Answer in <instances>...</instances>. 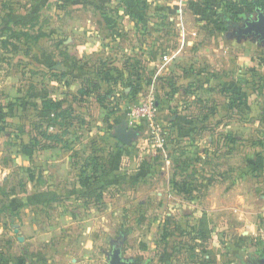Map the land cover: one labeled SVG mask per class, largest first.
<instances>
[{
  "label": "rangeland",
  "instance_id": "obj_1",
  "mask_svg": "<svg viewBox=\"0 0 264 264\" xmlns=\"http://www.w3.org/2000/svg\"><path fill=\"white\" fill-rule=\"evenodd\" d=\"M96 1L0 0V38L18 47L0 45V264H109L115 244L131 264H170L161 260L173 234L170 211L174 202L167 199L168 179L189 180L192 193L184 197L215 207L210 211V246L231 255L244 227L223 206L236 204L234 192L239 188L257 213L263 233L254 242L264 253V164L258 170L254 166L258 155L264 156V81L257 78L256 92L257 86L247 84L254 94L250 105L244 106H234L219 98L216 88L205 89L201 84L175 93L170 90L169 96H183L178 98L175 114L185 121L189 137L173 138L167 125L168 141L157 156L138 140L119 158L113 152L117 148L113 117L123 116L126 110L125 85L120 81L115 99L105 97L102 104L95 95L78 96L80 77L93 75L103 62L106 69L116 67L115 63L128 68L136 64L134 69L148 77L146 82L156 73L141 67V61L134 64L123 56V46H114L103 36L99 21L103 16L124 19L128 10L121 4L125 0H102L106 4L115 1L119 4L115 9L97 7ZM143 1L149 0H134L138 5ZM153 28L142 30L151 35ZM162 32L171 34L173 29L167 25ZM136 39L135 35L126 48L142 57L146 56L142 49L136 50L143 47L152 53L148 54L152 61L170 53L174 45L147 37L144 42ZM65 55L72 60L65 61ZM57 63L70 76L55 77ZM121 71L104 74L102 95L112 90L113 79L125 80ZM43 96L62 100L67 118L51 120L53 114L42 109ZM115 107L121 110L112 114ZM34 140L39 141L34 154H23L22 145ZM118 159L121 165L115 164ZM110 160L116 172L113 183L109 182L113 176L102 172V165ZM88 164L89 172L84 174ZM96 165L94 177L99 185L95 187L103 192L101 200L97 195L87 197L89 188L83 189L81 183Z\"/></svg>",
  "mask_w": 264,
  "mask_h": 264
},
{
  "label": "crops",
  "instance_id": "obj_2",
  "mask_svg": "<svg viewBox=\"0 0 264 264\" xmlns=\"http://www.w3.org/2000/svg\"><path fill=\"white\" fill-rule=\"evenodd\" d=\"M99 2L97 0L96 4H93L97 7L107 5L112 9L119 6L115 1L107 4L102 3V0ZM152 2L150 0L147 3L143 1L141 5H138L134 0H125V3L121 4L126 5L125 9L128 10L124 15L125 20L109 18L108 21L103 17L99 21L101 27L104 28L103 36L110 39L109 41H112L114 46L120 44L124 47L123 56L129 57L134 64L141 61V67H147V70H155V77H150L152 81L146 82L148 77L142 75V71L139 73L134 69L136 64L129 68L127 64L121 67L118 63L113 65L116 66L118 72L122 70L121 74L125 80H118L119 83L120 81L121 84L124 83L125 93L130 92V88H126L128 83L138 88L135 99L125 98L122 95L126 110L123 116H118L117 119L113 117V127L116 130L127 125L130 129H134L140 135L136 141L144 142L143 146L146 144V126L141 123L136 128L130 127L127 113L132 104L142 102L145 97L154 95L159 107V122L166 127L169 126L173 138L186 140L189 134L187 129L183 128L185 121L175 114L179 106L178 98L181 99L183 96L180 95L181 98L180 96L172 97L167 92L170 90L183 91L189 85L201 84L205 89L216 88L219 98L228 99L230 103L233 98L234 106L237 103L240 104L239 100L236 101L237 97H240L239 95L244 97L242 99L244 105H250L249 98L259 87V79L264 81V43H260L253 36L240 34L241 28L245 27L246 22L255 16L257 8L264 11V0H160L154 4ZM228 2L231 3L229 8L226 7ZM112 25L120 27V29L114 30L111 28ZM167 25L173 29L171 34L162 32V28ZM152 28L154 30L151 35L145 34L146 31L142 30H151ZM141 34H145V36ZM135 35L138 36L136 40L141 42L146 41L147 37L148 41H165L174 43V45L170 53H166L162 57L159 56L157 61H152L148 57V54L152 56V53L146 52L145 48L140 47L136 50L142 49L140 52L146 55L142 57L137 53L132 55L134 52L130 48H126L129 41H134ZM209 39L208 42H211V46L206 42ZM108 47L103 49L106 50ZM165 56L169 59L168 63L163 60ZM201 66V72L196 71ZM128 72L132 76L129 77ZM161 76H164L165 79L163 80L164 77ZM258 77L259 79H257ZM249 82L253 83L250 85L257 86L253 93H250L247 88ZM143 90L147 92L146 96L142 94ZM183 95L185 94L183 93ZM114 141L117 145L115 148L117 152L115 150L113 152L117 156L118 154L123 156V150L136 143L134 141L131 146L120 143L123 147L121 149L115 138ZM158 154L159 152L153 155L157 156ZM115 164H120L119 159ZM113 168L115 167L113 166ZM184 181L190 182L184 179H168L166 181L170 190L167 199L174 202L170 211L173 234L170 238L171 243L165 248L166 256H161V260L170 264H246L245 262L250 260V264H258L264 258V253L261 252V247L255 244L254 238L263 233V230L258 227L257 213L250 207V204H247L240 189L237 188L234 192L236 204L233 207L223 206L224 210L233 211V217L240 222L238 225L244 227L238 241L233 244L231 255L219 246H210L211 217L215 207L188 201L184 194L179 193L173 185L174 182L179 184Z\"/></svg>",
  "mask_w": 264,
  "mask_h": 264
},
{
  "label": "trees",
  "instance_id": "obj_3",
  "mask_svg": "<svg viewBox=\"0 0 264 264\" xmlns=\"http://www.w3.org/2000/svg\"><path fill=\"white\" fill-rule=\"evenodd\" d=\"M226 7H231V3L228 2L226 4ZM106 20L108 19L109 21V17L103 16ZM12 16L9 15V19H11ZM8 21V20H7ZM8 28V27H7ZM25 36H29L27 33H24ZM41 38V36L36 37L37 40H39ZM0 45H2L5 49L9 48V47H13L15 50H18V47L15 45V43L7 40V39H1L0 38ZM66 59L65 61L70 62L72 60L71 57H69L68 55H65ZM79 60V59H77ZM77 63L79 61H76ZM107 67V63L103 62L101 68H99V70L97 72H93V75H84L83 77H80V79L82 80V85L81 88L78 91V96L81 98H88V97H92V96H96V98H98V100L100 101V103H104L105 102V97H110L112 98V100L115 99V93L114 90L117 88V85L119 83V80L117 79H113L112 81V90L108 91L107 93H105L104 95H102V93L104 92V87H103V76L104 74L108 71H116L118 72V69H116L115 67H113L112 69H106ZM0 69H1V65H0ZM53 70H55L56 75L55 77H58L59 79H65L66 77L70 76V73L66 72L65 70L62 69L61 63H57L54 65ZM129 87L130 88V92L129 93H125V90L123 91V96L125 98H134L136 96V94L138 93V88L137 87H133V84H126V88ZM176 91H174L175 93ZM240 97H237L238 99L236 101H240L241 105H244L245 103H243L244 97L239 95ZM135 99V98H134ZM42 109L44 112L53 114L51 117V120H58L59 118H67L66 115L68 116V111H66V109H64V102L62 100L57 101V100H52L49 99L47 96H43L42 98ZM234 99L231 98V103H233ZM121 110V108L115 107V109L112 110V114H116L117 112H119ZM46 138L48 139H52V136H47ZM39 144V141H35L32 144H24L22 145V153L27 155V156H32L34 154V152L36 151L37 145ZM120 144V143H119ZM121 149H123L122 145H119ZM43 148H49V147H43ZM122 151V150H121ZM120 153V152H119ZM122 153V152H121ZM121 155V154H119ZM93 161H97L96 164H98L100 166V163L98 162V159H95L94 157L92 158ZM91 160V159H89ZM262 164H264V156L263 155H258L257 160L254 163V166L256 167V170H258V168L262 167ZM98 165H96V168L94 169L92 175H86L87 177H84V180L81 182L83 189L89 188L88 189V194L87 197H94V196H98V200L103 199V192L99 191L95 186H98V180H96V178L98 179V177H94V174H97V168ZM87 167L83 170L84 174H87L89 171V167L90 164L86 165ZM112 164H111V160L109 161V163H106V166L102 165L103 167V174H111L113 176L112 179L109 180V182L113 183L116 178H115V173L112 169ZM111 176V177H112ZM95 184H94V182ZM112 180V181H111ZM175 188L178 189V191L181 194H186L189 195L192 193V188H191V183L188 181H184L181 183H174L173 184ZM103 187V185H102ZM100 187V188H102ZM103 189V188H102ZM101 189V190H102ZM100 193H99V192ZM98 192V193H97Z\"/></svg>",
  "mask_w": 264,
  "mask_h": 264
},
{
  "label": "built area",
  "instance_id": "obj_4",
  "mask_svg": "<svg viewBox=\"0 0 264 264\" xmlns=\"http://www.w3.org/2000/svg\"><path fill=\"white\" fill-rule=\"evenodd\" d=\"M163 60L165 63L169 62L167 56ZM127 115L130 127L136 128L141 123L145 124L146 148H150L153 154H157L167 144L169 130L159 122V107L153 94L147 96L140 103L132 104L128 108ZM262 241L264 249V235Z\"/></svg>",
  "mask_w": 264,
  "mask_h": 264
},
{
  "label": "water",
  "instance_id": "obj_5",
  "mask_svg": "<svg viewBox=\"0 0 264 264\" xmlns=\"http://www.w3.org/2000/svg\"><path fill=\"white\" fill-rule=\"evenodd\" d=\"M240 32L246 36L258 39L260 43H264V11L261 8L255 10V16L246 22L245 27ZM113 137L122 145L131 146L140 135L134 129H130L127 125H123L115 130ZM109 264H131V259L122 256L121 249L114 248L109 255ZM258 264H264V258Z\"/></svg>",
  "mask_w": 264,
  "mask_h": 264
},
{
  "label": "flooded vegetation",
  "instance_id": "obj_6",
  "mask_svg": "<svg viewBox=\"0 0 264 264\" xmlns=\"http://www.w3.org/2000/svg\"><path fill=\"white\" fill-rule=\"evenodd\" d=\"M240 34L244 35V33H242V32H240ZM114 248L120 249V246L115 244Z\"/></svg>",
  "mask_w": 264,
  "mask_h": 264
}]
</instances>
